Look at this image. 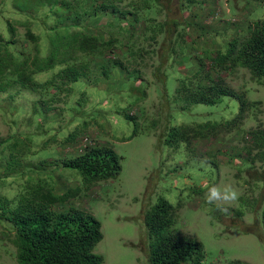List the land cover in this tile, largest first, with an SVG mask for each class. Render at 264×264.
I'll return each instance as SVG.
<instances>
[{
	"label": "trees",
	"instance_id": "trees-1",
	"mask_svg": "<svg viewBox=\"0 0 264 264\" xmlns=\"http://www.w3.org/2000/svg\"><path fill=\"white\" fill-rule=\"evenodd\" d=\"M229 1L237 7L232 13L238 17L251 8L250 0ZM122 2L0 0V105L4 104L0 117L9 125L8 132L0 134V249L15 264H104L95 251L103 240L101 222L72 200L97 183L117 178L121 157L108 146L80 147L88 139L82 135L93 123L88 116L92 113L87 108L88 92H74L81 80L107 95L138 94L137 102L155 85L165 104V123L157 119L149 123L146 110L138 107V114L129 111L125 117L136 126L140 118L161 142L175 149L185 144L195 157L197 147L213 138L221 142L231 136L240 138L244 146L226 152L237 170L235 180L261 193L253 200L241 195L230 215L244 221L251 211L264 224V124L244 130L262 102L247 98L248 83L241 88L232 83L243 74L249 83L264 86L261 9L255 17L247 15L244 23L233 20L217 29L215 21L206 24L203 11H192L196 5L204 6L197 0H176L178 17L171 16L174 1H131L129 10L119 8ZM214 13L210 10L209 16ZM158 15H163L161 23ZM104 17L110 28L101 30ZM139 33L154 43V50L143 48ZM146 55H157L147 67L152 69V82L146 76ZM174 70L176 87L170 96L168 79ZM49 73L50 77L40 78ZM226 99L239 101L233 118L196 120L203 111L192 106L221 105L213 112H225ZM187 109L196 119L183 118ZM60 137L65 147L75 151L64 153ZM221 145L218 142L217 151L205 159L218 169L214 159ZM71 180L76 186L64 187ZM178 208L160 198L145 211L150 264L204 260L200 243L173 231Z\"/></svg>",
	"mask_w": 264,
	"mask_h": 264
},
{
	"label": "rangeland",
	"instance_id": "rangeland-1",
	"mask_svg": "<svg viewBox=\"0 0 264 264\" xmlns=\"http://www.w3.org/2000/svg\"><path fill=\"white\" fill-rule=\"evenodd\" d=\"M131 1L138 2L139 0H123L118 6L129 10L127 6ZM170 1H174L171 7L175 6L171 16L175 14L178 17V3L176 4V0ZM197 1L204 2V6L196 5L192 11H203L207 16L206 24L210 25L215 21L217 29L223 28L227 22L232 23L233 20L244 23L247 15L250 14L249 18L255 17L259 8L264 15L263 0H250L251 8L243 17L233 15L232 8L237 11V7L229 5L228 0ZM210 10L215 12L211 16H209ZM107 20L106 17L101 20L99 24L101 30L110 28ZM162 20L163 15H158L157 21L161 23ZM141 25L143 24L140 23V27ZM18 30L23 32L25 29L20 26ZM138 36L140 37V33ZM158 38L162 40L160 36ZM162 38L164 39L165 36ZM146 39L144 36L140 37L143 48L154 50V43L145 41ZM163 44L161 41L158 51L161 50ZM156 57L157 55H146L144 63L146 68L154 63ZM151 70L147 68L145 71L146 76L150 77L152 82ZM50 76L49 73L40 78ZM175 77L176 71L174 70L168 79L170 96L174 95ZM240 78L233 79V86L241 88L243 83H248L246 86L250 88V91L247 98L262 102L260 111L252 115L244 125V130L249 131L264 124V86L249 83V78H244L243 74ZM155 87L152 85L147 88L146 96L137 102L136 98H140L138 94H135L136 97L131 96L130 93L107 95L95 90L94 86H86L84 80L74 86L75 93L83 90L88 92L90 101L87 108L92 111L88 116L93 120V123L90 121L89 128L82 135V138L87 136L90 140H83L79 144L80 147L84 148L90 144L108 146L121 157L122 168L117 178L97 183L89 191L82 192L79 198L72 200L75 202L74 205L94 215L101 222L103 240L96 247V253L104 258V264H150V240L144 214L160 198H164L175 207L180 205L173 231L187 235L203 246L205 258L201 264H264V224L261 219L259 217L256 219L254 212L249 210L244 221L238 220L233 213V215H223L215 205H210L205 200V194L211 184H231L238 189L240 196L244 194L250 200L257 198V195L261 193L235 180L236 167L226 156L228 148L240 149L244 146V142L235 136L228 137L227 140L223 139L222 142L213 138L208 143H203L201 147H197L198 157L192 155L185 144L176 149L169 147L165 142H161L156 131L140 121V118L136 126L133 121L125 117V113L129 111L138 114L135 109L138 107L146 110L145 120L149 123L153 119L161 120V124L165 123V104L161 103ZM239 105L236 99H226L224 106L228 108L225 112H213L216 109H222L221 105H198L191 108H194V111H203L200 118H194V114L189 113V109L184 115L182 114L184 112H181L180 116L183 115L187 121L193 119L204 121L208 118L229 120L239 111ZM3 107L4 104L0 105V109ZM175 108L172 105V110ZM136 128L137 133L135 134ZM8 130L9 125L0 117V134L5 135ZM58 140L65 147L66 144L62 142V137ZM218 142L222 143L221 153L214 161L218 163L219 169L218 166L206 163L208 158H211V154L217 151L215 145ZM74 151L72 147H65L63 150L67 154ZM60 172L61 169L57 173ZM242 182L246 183V181ZM62 184L66 182L62 181ZM76 184L71 180L64 187H74ZM10 187L14 189V185L7 186V188ZM1 191L5 193V190ZM237 206L238 201L231 208ZM0 264H15V262L0 249Z\"/></svg>",
	"mask_w": 264,
	"mask_h": 264
},
{
	"label": "clouds",
	"instance_id": "clouds-1",
	"mask_svg": "<svg viewBox=\"0 0 264 264\" xmlns=\"http://www.w3.org/2000/svg\"><path fill=\"white\" fill-rule=\"evenodd\" d=\"M240 198V192L231 184H211L205 194V200L210 205H215L223 215H230L231 206Z\"/></svg>",
	"mask_w": 264,
	"mask_h": 264
}]
</instances>
